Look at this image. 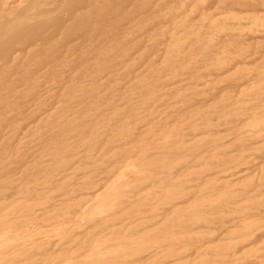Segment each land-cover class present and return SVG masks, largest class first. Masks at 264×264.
<instances>
[{
	"label": "rangeland",
	"instance_id": "374dc122",
	"mask_svg": "<svg viewBox=\"0 0 264 264\" xmlns=\"http://www.w3.org/2000/svg\"><path fill=\"white\" fill-rule=\"evenodd\" d=\"M0 264H264V0H0Z\"/></svg>",
	"mask_w": 264,
	"mask_h": 264
}]
</instances>
